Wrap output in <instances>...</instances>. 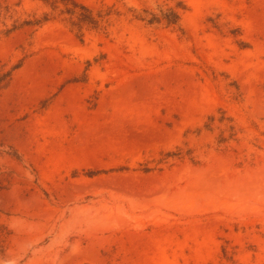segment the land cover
I'll use <instances>...</instances> for the list:
<instances>
[{
    "label": "rangeland",
    "instance_id": "rangeland-1",
    "mask_svg": "<svg viewBox=\"0 0 264 264\" xmlns=\"http://www.w3.org/2000/svg\"><path fill=\"white\" fill-rule=\"evenodd\" d=\"M182 1L184 35L0 37V66L23 62L0 91V264H264V0ZM219 108L242 129L224 152L195 133ZM184 143L203 166L139 170Z\"/></svg>",
    "mask_w": 264,
    "mask_h": 264
},
{
    "label": "trees",
    "instance_id": "trees-1",
    "mask_svg": "<svg viewBox=\"0 0 264 264\" xmlns=\"http://www.w3.org/2000/svg\"><path fill=\"white\" fill-rule=\"evenodd\" d=\"M24 1L18 0L16 3L0 1V37H9L24 29H31L34 36L51 23L62 25L80 41H84L88 33L116 40L122 35L123 26L126 24L139 26L153 36H156L155 31L160 29H172L182 35L185 34L183 14L188 11V6L182 0H154L153 9L144 5L130 6L124 0H116L113 5H101L98 8H92L78 0H29L36 4V8L30 10L25 8ZM22 66V61L9 69L6 65L0 66V91L8 86L13 74ZM90 66L91 63L88 62V67ZM88 70L89 68L75 82H86ZM231 86L236 89V92L231 94V101L243 103L239 84L233 81ZM203 132L211 134L217 132L216 149L224 152L231 142H239L242 129L224 108H219L206 117L203 126L195 133L200 136ZM182 162H190L194 166L205 164L198 149L190 146L189 143H184L174 150L162 151L160 159L153 162L154 167L147 162L141 164L139 170L143 173L161 172L164 170L162 167L164 165L172 164L173 166L175 163Z\"/></svg>",
    "mask_w": 264,
    "mask_h": 264
}]
</instances>
